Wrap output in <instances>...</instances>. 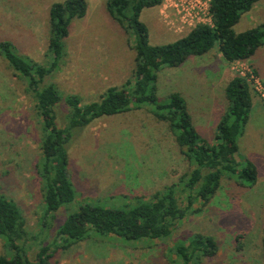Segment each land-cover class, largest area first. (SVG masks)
I'll use <instances>...</instances> for the list:
<instances>
[{
  "label": "rangeland",
  "instance_id": "obj_1",
  "mask_svg": "<svg viewBox=\"0 0 264 264\" xmlns=\"http://www.w3.org/2000/svg\"><path fill=\"white\" fill-rule=\"evenodd\" d=\"M49 1L61 0H0V38H12L17 54L38 63L47 59L45 8ZM104 2L87 0L84 16L71 20L62 59L49 78L63 97L74 94L81 103L98 100L107 87H118L131 78L132 35L107 15ZM29 9L27 23L18 22ZM139 19L147 28L150 44H164L187 32L166 25L158 6L143 8ZM262 21L264 1H259L240 16L233 29L239 32ZM253 57L256 75L246 62L227 63L212 48L202 56L188 57L182 66L159 68L155 85L159 99L169 92L179 93L195 130L213 142L216 122L227 106L225 83L237 73L247 77L254 102L240 139L248 132H255L259 139L237 141L236 157L258 166L260 176L254 185L246 189L223 173L209 202L199 211L187 213L168 236L128 240L89 231L85 239L56 250L50 264H181L173 245L194 232L212 236L217 244L216 254L202 258L199 264H264V215L255 205L264 196V44ZM251 73L254 78L248 76ZM151 109L150 105L132 106L73 129L66 149L74 198L58 209L54 219L43 220L42 184L36 173L39 119L25 81L0 55V194L17 206L26 231L33 236L23 246L28 260H33L40 241L51 242L57 222L79 205L131 206L136 199H151L153 193L189 172L193 165L180 152L166 123L156 119ZM65 111L63 104L56 108L57 124ZM196 207L198 202L192 205ZM10 254L0 236V255Z\"/></svg>",
  "mask_w": 264,
  "mask_h": 264
},
{
  "label": "trees",
  "instance_id": "obj_2",
  "mask_svg": "<svg viewBox=\"0 0 264 264\" xmlns=\"http://www.w3.org/2000/svg\"><path fill=\"white\" fill-rule=\"evenodd\" d=\"M264 0H210L211 24H196L183 36L156 45L148 42L145 24L139 19L143 8L158 6L161 0H105L108 16L131 34L134 52L131 78L118 87L109 86L98 100L81 103L74 94L65 97L49 80L63 56V39L72 19L86 12L85 0H62L48 7V35L44 63L17 54L15 45L0 40V55L30 91L38 121L39 158L36 173L42 184L43 220L55 218L58 209L74 198L67 176L66 145L73 129L86 126L96 118L124 112L130 107L150 105L158 120L166 123L183 156L193 165L188 173L152 194L151 199H136L124 208H106L88 202L70 211L55 226L49 244L39 242L33 260L26 258L23 246L33 236L25 229L17 206L0 194V236L12 254L0 255V264H50L58 249L85 239L89 231L113 234L128 240L159 239L168 236L187 213L199 211L216 191L223 173L237 184L250 187L256 180V167L247 158L236 159L237 138L241 135L251 107V93L246 78L233 75L224 85L225 111L215 125L213 142L206 141L193 127L186 101L177 92L162 99L156 94V71L176 67L190 56H200L212 48L231 63L246 62L257 74L253 56L264 44V21L235 32L240 16ZM14 50V51H13ZM66 111L61 124L56 122V108ZM198 202L196 209L193 203ZM264 215V204H263ZM264 254V235L261 237ZM212 236L194 232L173 245L181 264H199L202 258L216 254Z\"/></svg>",
  "mask_w": 264,
  "mask_h": 264
},
{
  "label": "built area",
  "instance_id": "obj_3",
  "mask_svg": "<svg viewBox=\"0 0 264 264\" xmlns=\"http://www.w3.org/2000/svg\"><path fill=\"white\" fill-rule=\"evenodd\" d=\"M209 3L210 0H161L158 11L166 25L175 30L188 31L196 24H211ZM251 74L248 76L254 78Z\"/></svg>",
  "mask_w": 264,
  "mask_h": 264
},
{
  "label": "crops",
  "instance_id": "obj_4",
  "mask_svg": "<svg viewBox=\"0 0 264 264\" xmlns=\"http://www.w3.org/2000/svg\"><path fill=\"white\" fill-rule=\"evenodd\" d=\"M62 1V0H61ZM54 1H49L48 3H47V5H46V8L45 9H47V15H48V7H49V5L51 4V3H53ZM57 2H60V1H57ZM85 2H87V0H85ZM86 7H87V5H86ZM155 7V6H154ZM106 11V10H105ZM107 13V12H106ZM46 14V13H45ZM108 15V14H107ZM84 16V15H83ZM82 16V17H83ZM31 17V10L29 9L28 10V12L26 13L25 12V14H23V16H21L20 17V19L18 20V22L19 21H21V22H23L24 24H26L27 23V20L29 19ZM68 34V33H67ZM1 39H4V40H8V41H10V42H12L13 41V39L12 38H0V40ZM174 39H176V38H174ZM173 39V40H174ZM13 43V42H12ZM213 49H215L216 50V48H213ZM218 52V51H217ZM219 53V52H218ZM220 54V53H219ZM200 56H202V55H200ZM220 56H221V54H220ZM192 58V57H191ZM221 58H222V56H221ZM188 59V58H187ZM223 59V58H222ZM224 60V59H223ZM225 61V60H224ZM225 62H227V61H225ZM185 63V62H184ZM184 63H182V65L184 64ZM227 63H229V62H227ZM181 65V66H182ZM180 66V67H181ZM172 68H174V67H172ZM176 69V68H175ZM233 76V75H232ZM231 78V77H230ZM229 78V79H230ZM228 79V80H229ZM227 80V81H228ZM226 84V83H225ZM254 99L251 97V104H252V102H254L253 101ZM261 106V105H260ZM251 108V107H250ZM263 111H264V109H263ZM250 112V111H249ZM248 120H249V118H247V124H248ZM261 132H263L264 133V126L262 127V129H261ZM244 134V133H243ZM243 134H241L238 138H237V141H239V142H249V140H248V138H250V137H252V138H256V139H259V136L255 133V132H248V133H246V135L245 136H247V137H245V138H243V139H240V138H242L244 135ZM254 142V141H253ZM247 144V143H246ZM235 157H236V155H235ZM236 159L238 160V158L236 157ZM253 161V160H252ZM254 163V162H253ZM255 164V163H254ZM255 167H256V172H257V174H256V180H255V182L258 180L257 179V176H258V178H259V174H258V166L255 164ZM254 182V183H255ZM254 185V184H253ZM252 185V186H253ZM246 189L247 188H250V187H246V186H244ZM263 204H264V196H262V197H260L258 200H257V203H255V205H256V207H260V209H261V211H263L262 210V208H263Z\"/></svg>",
  "mask_w": 264,
  "mask_h": 264
}]
</instances>
